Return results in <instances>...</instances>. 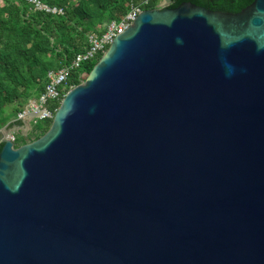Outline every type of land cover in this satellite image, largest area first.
<instances>
[{"label": "water", "instance_id": "1", "mask_svg": "<svg viewBox=\"0 0 264 264\" xmlns=\"http://www.w3.org/2000/svg\"><path fill=\"white\" fill-rule=\"evenodd\" d=\"M169 3L0 128V264H264V0Z\"/></svg>", "mask_w": 264, "mask_h": 264}, {"label": "trees", "instance_id": "2", "mask_svg": "<svg viewBox=\"0 0 264 264\" xmlns=\"http://www.w3.org/2000/svg\"><path fill=\"white\" fill-rule=\"evenodd\" d=\"M58 6L63 13L36 10L26 0H0V128L20 127L17 114L47 83V72L69 65L83 51L90 33H102L110 20H119L131 4L155 8L158 0H42ZM190 1L208 9L237 12L252 0H170L169 7ZM100 57V56H99ZM98 57V58H99ZM98 58L87 60L71 70L68 87L80 83ZM58 102H49L51 109ZM51 120H38L32 139L21 135L18 144L41 136ZM1 148V144H0Z\"/></svg>", "mask_w": 264, "mask_h": 264}, {"label": "built area", "instance_id": "3", "mask_svg": "<svg viewBox=\"0 0 264 264\" xmlns=\"http://www.w3.org/2000/svg\"><path fill=\"white\" fill-rule=\"evenodd\" d=\"M32 4L36 10L45 11L48 13L59 14L63 13V9L58 6H50L41 0H26ZM140 5L131 4L130 9L119 20H110L105 24V29L102 33H90L87 36V47L77 53L69 65H64L57 69H52L47 72V83L44 90L35 98L30 99L18 112L17 119H20L23 124L24 120L35 124L38 120H51L56 108L51 109L49 102H60L66 91L68 90V77L72 69L78 68L82 62L92 60L101 56L105 52L108 45L113 41L114 37L124 32L130 27L137 15L141 12ZM72 86H70L71 88ZM9 138L14 141V136L10 133Z\"/></svg>", "mask_w": 264, "mask_h": 264}, {"label": "rangeland", "instance_id": "4", "mask_svg": "<svg viewBox=\"0 0 264 264\" xmlns=\"http://www.w3.org/2000/svg\"><path fill=\"white\" fill-rule=\"evenodd\" d=\"M162 4H163V0H158L157 6H160ZM10 128L12 129L11 133L13 134V136L15 138L19 137L21 135H24V136H28V138L32 139L34 134H35L34 124H32V122L29 123L26 120H24V124L22 126H20V127L14 126V127H10ZM16 145H20V143L18 142V144H16Z\"/></svg>", "mask_w": 264, "mask_h": 264}]
</instances>
